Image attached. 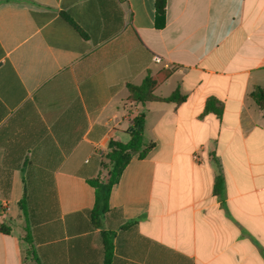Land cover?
Returning <instances> with one entry per match:
<instances>
[{"label":"crops","instance_id":"obj_1","mask_svg":"<svg viewBox=\"0 0 264 264\" xmlns=\"http://www.w3.org/2000/svg\"><path fill=\"white\" fill-rule=\"evenodd\" d=\"M257 86L264 0H167L163 23L155 0H0V264H105L109 231L111 264H264ZM142 115L96 226L91 181Z\"/></svg>","mask_w":264,"mask_h":264},{"label":"trees","instance_id":"obj_2","mask_svg":"<svg viewBox=\"0 0 264 264\" xmlns=\"http://www.w3.org/2000/svg\"><path fill=\"white\" fill-rule=\"evenodd\" d=\"M166 6L167 0H155L156 14L161 23L165 20L166 14ZM33 16L35 20H38L39 14L33 12ZM165 77H159L154 81L153 79L147 78L145 82L137 87L130 86V91L132 94L140 99L150 98L152 95V91L155 86L161 83ZM251 98L256 102V104L264 109V88L255 87V89L250 94ZM160 101L165 102H179L185 100L184 96H181L179 93L168 97V98H158ZM221 109V108H220ZM208 110H212V101L208 103ZM218 113H221L219 110ZM143 125H144V116H138L135 119V125L132 127L130 131V141L126 144H123L118 141H111L110 153L108 154V160L111 165V169L108 172L107 179L97 178L91 181V184L95 187L96 200L95 205L92 210V218L94 220V224L96 226H101L107 214L110 212V193L113 186L119 181L121 173L125 166L128 164L131 156L134 153L140 152L141 156H144L147 151L151 148V146L143 148L144 145V136H143ZM223 189V182L221 179L218 180L217 183V192L220 193ZM21 208H24L21 204ZM130 224V223H129ZM128 225V224H127ZM2 231L5 233H9L11 231L10 227H1ZM115 233L113 232H105L104 233V245L106 251V262L105 264H111V258L113 255V237ZM27 242L28 237H26Z\"/></svg>","mask_w":264,"mask_h":264},{"label":"built area","instance_id":"obj_3","mask_svg":"<svg viewBox=\"0 0 264 264\" xmlns=\"http://www.w3.org/2000/svg\"><path fill=\"white\" fill-rule=\"evenodd\" d=\"M155 60L160 61L159 58H156ZM195 159L198 160V156L195 155Z\"/></svg>","mask_w":264,"mask_h":264}]
</instances>
